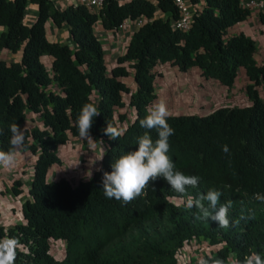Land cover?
I'll return each mask as SVG.
<instances>
[{"label":"trees","instance_id":"1","mask_svg":"<svg viewBox=\"0 0 264 264\" xmlns=\"http://www.w3.org/2000/svg\"><path fill=\"white\" fill-rule=\"evenodd\" d=\"M28 1L37 9L31 25L24 23ZM190 1L204 5L193 14L190 28L180 31L169 23L178 17L172 0H104L98 12L82 5L58 10L51 0H0V50H21L18 62L0 60V150L10 148L9 127L16 122L25 128L23 150L36 156L28 184L31 199L22 205L26 223L0 226V241H17L14 264H177V249L199 236L222 244L206 263L226 264L229 252L238 264L254 254L264 259V202L254 198L264 195V66L256 63L250 37L229 33L250 10L242 0ZM156 10L169 16L155 17ZM141 16L148 22L133 33L124 54L108 69L94 23L99 20L104 30L116 35L123 21ZM47 20L58 28L67 26L73 49L47 39ZM43 56L50 59L48 67ZM163 64L180 72L195 68L226 89L242 70L251 104L220 107L204 115H169L174 135L168 154L177 170L199 177L197 188L181 195L158 177L130 203L109 199L102 188L103 173L110 172L121 155L134 151L146 132L157 138V131L141 127L140 120L157 99L154 69ZM131 73L133 92L126 82ZM86 103L100 111L90 129L93 140L81 138L76 127ZM128 110L133 112L129 123ZM27 122L29 127L24 126ZM106 123L126 131L111 140L103 132ZM70 140L83 142L85 148L99 143L104 155L98 168L91 179L74 185L63 177L48 180L49 172L61 166L60 149ZM225 145L228 153L222 150ZM211 189L223 192L220 204L232 203L228 228L198 219L201 214L195 208L169 202L170 197H198ZM9 191L18 195L20 181ZM58 239L66 245L61 260L48 254L49 241Z\"/></svg>","mask_w":264,"mask_h":264},{"label":"clouds","instance_id":"2","mask_svg":"<svg viewBox=\"0 0 264 264\" xmlns=\"http://www.w3.org/2000/svg\"><path fill=\"white\" fill-rule=\"evenodd\" d=\"M98 115H100V111L96 105L86 103L82 106L81 112L76 120V127L81 138L85 140H93L90 135V129L92 127L94 117ZM169 115L170 112L167 105L165 102L160 101L153 105L148 110V114L140 120L141 127L148 129L149 131L153 129L157 131V138L153 140L152 136L146 132L138 138V144L134 151H129L121 155L112 163V170L110 172L103 173L102 188L104 190L105 197L109 199L114 198L116 200L123 201L126 204L130 203L137 197L143 195L145 189L149 187L150 182L156 180L158 177H163L169 183L171 189L181 195L186 194L188 188L195 189L199 186V177L196 175H185L183 172L177 170L174 161L168 154L170 150L169 138L174 135V129L167 122ZM9 131L11 133L9 137L10 148L7 151L0 150V168L8 171L12 170L16 166V154L25 147L26 139L25 128H21L16 122L10 125ZM125 131L126 129L114 126L111 123H106V127L103 129L104 134L111 140L119 139ZM69 142L70 141H67V143ZM222 150L225 153L230 151L227 145L223 146ZM31 155L33 154L31 153ZM103 155L104 153L96 159H102ZM32 157V160L27 165H23L24 169L22 170L29 174V178L26 181L21 178L17 179V181H20V193L18 195H14L8 191L6 195L15 198L20 196L25 191V188H27V196H24V202L31 199L28 193V184L33 167L31 171L26 169V167L31 165V162L36 159L35 155ZM78 163L79 161L70 166H75ZM34 164L35 162L33 163V166ZM87 179H91V172L88 173ZM48 180L50 179L48 178ZM3 192L4 190L1 186V199L8 197H5ZM223 195L222 191L211 189L206 193H200L198 197L188 196L187 199L170 197L169 202L176 207H185L186 209L195 208L201 214L197 217L198 219L203 218L207 221H215L220 228H228L231 226L228 214L232 203L229 200L226 203L220 204V199ZM254 198L260 202H264V195L262 194L257 193ZM174 199L177 200V202H174ZM204 201L208 202L207 206H205ZM218 204L219 207H217ZM25 223L26 220L23 217V221L15 225H23ZM15 225L11 224L8 227ZM50 241L62 242L63 248L59 258H55L50 254ZM50 241L48 243V254L55 260H61L65 253V241L61 239ZM221 245L222 244L220 243L211 244L208 238H204L202 236L194 237L185 241L183 245L177 249L175 253V260L177 264H179L176 254L181 250L185 251L188 247L190 251H196L198 253L197 256H200L198 264H212L206 263L205 259L206 257H212ZM17 246V241L13 239L0 241V264H14ZM24 249V247L19 246L20 251H24ZM226 264H238L237 257L233 252L228 253ZM243 264H264V259H262L259 254H254L247 257Z\"/></svg>","mask_w":264,"mask_h":264},{"label":"crops","instance_id":"3","mask_svg":"<svg viewBox=\"0 0 264 264\" xmlns=\"http://www.w3.org/2000/svg\"><path fill=\"white\" fill-rule=\"evenodd\" d=\"M54 4V1L51 0ZM152 1V0H149ZM203 7L204 1H200L199 4ZM55 6V4H54ZM58 10H62L63 7L55 6ZM37 9L35 6L31 5L29 1L25 9V18L24 23L26 25H31L36 17ZM169 16L168 13H163L160 10L155 11V17L165 20ZM128 31L133 34L137 29L135 26L130 23L128 24ZM47 39L49 41H57L62 44H66L69 48H74L75 45L71 42L67 30V26L63 25L58 28L54 25L51 20H47L45 23ZM4 31V28L0 27V35ZM93 32L102 45L103 51L106 55V63L108 69L112 68L115 65V60L117 57L124 54L125 49L128 45L125 44L123 47L121 44L117 43L116 35H113L107 30H104L101 26L100 21H96L93 25ZM229 33L231 35H236L243 33L246 36L250 37L255 42V59L258 65L264 66V21H261L260 16L256 13L250 12V16L235 25H233ZM131 38V37H130ZM129 42V41H128ZM21 58V50L16 51L15 53L8 52L6 50H0V60H3L7 63L9 62H18ZM42 60L45 65L48 67L50 65V59L47 56H43ZM157 77L155 91L157 94V99L154 105L157 102L163 101L168 107L170 114H195V115H204L208 114L211 111L215 110V104L220 100L219 94L220 91H225V100L221 101L219 106L223 107H242L248 106L251 104L249 98L244 92V86L248 84L244 71L240 70L237 74V77L233 85L226 89L222 84L216 80L208 79L203 77L199 70L193 68L186 72H180L176 66L170 64H163L156 67ZM126 82L130 88V91L135 90V83L132 78V73L126 78ZM261 95L264 96L263 91ZM125 98V95L123 96ZM232 103L234 105H231ZM128 118L133 116L132 110H128ZM33 117L32 114L28 115V118ZM27 122L24 126L28 127ZM121 125V124H120ZM119 125V126H120ZM123 125V124H122ZM75 140H70V142ZM77 141V140H76ZM67 145L63 146L60 149V159L61 166L59 168L53 169L48 178L50 180H56L59 177L67 179L72 185L75 184L77 180H86L89 172L95 171L101 159L93 158V152L95 149L102 146L99 143L91 145L90 148H85L83 153V161L80 170L85 178H78L79 175L74 176L67 174V172L62 173L63 170L67 169L70 165H73L72 162L76 160V149L69 150L67 149V154L63 153V149ZM102 153V152H101ZM16 160V166L8 171L0 168V187H3V195L7 197V192L9 191L10 186L14 180L21 178L26 181L29 178V174L22 171L23 165L28 164L32 160V155L29 151L21 150L18 151ZM101 156V155H100ZM99 157V156H97ZM73 158V159H71Z\"/></svg>","mask_w":264,"mask_h":264},{"label":"built area","instance_id":"4","mask_svg":"<svg viewBox=\"0 0 264 264\" xmlns=\"http://www.w3.org/2000/svg\"><path fill=\"white\" fill-rule=\"evenodd\" d=\"M118 3H126L131 0H116ZM174 5L178 10L177 19H170V25L174 29H178L180 31H187L191 26V19L195 12H198L202 9V6L198 5V3H192L190 0H172ZM104 0H59L54 1L55 6L63 7V9L70 5H82L85 8L98 12L103 6ZM241 5L250 10V12L256 13L258 16H264V0H242ZM27 6V4H26ZM26 9V8H25ZM25 18V14H24ZM148 22V19L144 16L138 17L131 20H125L118 27L116 33V40L118 44H121L123 47L125 44L129 43L130 37L133 35L128 31V24L132 23L136 29L142 27ZM156 71V68L154 69ZM128 94L123 97L124 102H127ZM133 116L131 115L128 118L127 122L129 123ZM120 128H123L120 126ZM35 160L31 162V165L27 166L26 169L29 171L32 170L33 163ZM27 188L25 191L18 197L8 196L5 199L0 198V225L3 227H8L11 224L21 223L23 221L22 217V204L24 202V196H27ZM63 244L61 241H50V254L59 258L62 253ZM177 260L185 259L188 261V254L181 250L176 254Z\"/></svg>","mask_w":264,"mask_h":264},{"label":"rangeland","instance_id":"5","mask_svg":"<svg viewBox=\"0 0 264 264\" xmlns=\"http://www.w3.org/2000/svg\"><path fill=\"white\" fill-rule=\"evenodd\" d=\"M219 98H220L221 101L225 100V98H226L225 97V91H223V90L220 91ZM221 101H219V102H217L215 104V109L223 107V106H219V104H221ZM229 104L234 105L232 103H229ZM29 125H30V123L28 124V127H29ZM66 145L67 146L63 149V153L66 155L67 154V149H69V150H71V149L75 150L76 149V155H75L76 156V160L73 161L72 164H75L78 161H79V163L77 165H75V166H69L67 169L63 170L62 173L67 172V174L72 175L74 177L79 175L78 178H81V179L85 178L84 175L82 174V170H80V167L82 166L81 163L83 161V158H82L83 157L82 156L83 153H81V152L85 151V147H84L83 142H81L79 140H77V141L75 140V141L66 143ZM101 152H102V150H101L100 147L96 148L95 149V153L93 152V154H94L93 158H95V159L98 158L97 156H100ZM71 159H73V158H71ZM75 179H77V177H75ZM173 201L177 202V200H175V199ZM185 251L189 255L188 256V261H189L188 264H198L199 263L200 256H197L198 253L196 251H193V250L190 251V249L188 247L185 249ZM196 256H197V258H196ZM179 264H187V261L185 259L179 260Z\"/></svg>","mask_w":264,"mask_h":264}]
</instances>
